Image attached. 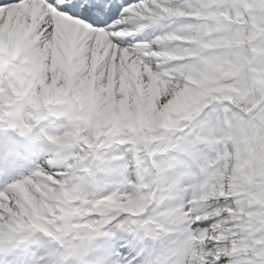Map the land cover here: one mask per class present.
<instances>
[{
	"label": "snow or ice",
	"instance_id": "1",
	"mask_svg": "<svg viewBox=\"0 0 264 264\" xmlns=\"http://www.w3.org/2000/svg\"><path fill=\"white\" fill-rule=\"evenodd\" d=\"M0 264H264V0H0Z\"/></svg>",
	"mask_w": 264,
	"mask_h": 264
}]
</instances>
